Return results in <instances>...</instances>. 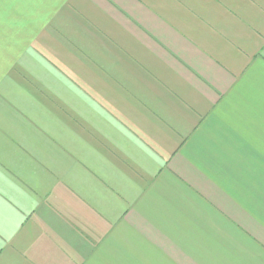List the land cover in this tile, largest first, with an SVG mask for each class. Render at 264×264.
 Returning a JSON list of instances; mask_svg holds the SVG:
<instances>
[{
    "label": "crops",
    "instance_id": "0c3cea01",
    "mask_svg": "<svg viewBox=\"0 0 264 264\" xmlns=\"http://www.w3.org/2000/svg\"><path fill=\"white\" fill-rule=\"evenodd\" d=\"M0 264H264V0H0Z\"/></svg>",
    "mask_w": 264,
    "mask_h": 264
}]
</instances>
